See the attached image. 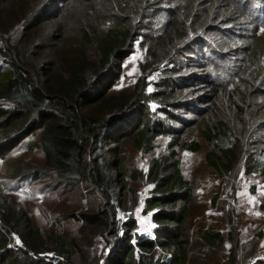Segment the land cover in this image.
<instances>
[{
	"label": "trees",
	"instance_id": "1",
	"mask_svg": "<svg viewBox=\"0 0 264 264\" xmlns=\"http://www.w3.org/2000/svg\"><path fill=\"white\" fill-rule=\"evenodd\" d=\"M221 1L225 4L217 0H29L15 20L20 32L7 42L10 52L0 40L9 69L6 79H0V155L41 128L45 172L81 182L88 157L102 203L81 217L87 225L98 224L96 232L101 235L93 251L75 238L52 235L54 244L42 250H54L59 256H44L29 212L0 199V264L186 263L188 252L180 238L190 192L177 151L185 130L181 122L190 126L207 120L209 114L220 115L202 131L217 148L207 152V159L219 170L241 158L243 134L254 142L264 127V117L254 118V98H264V44L246 42L250 23L258 20L264 26V0ZM2 4L0 0V8ZM50 23L49 30L34 41L23 33L24 27L37 29ZM50 39L61 45L75 42L67 61L57 63L47 56L51 45L45 40ZM137 44L146 49L141 63L150 72L132 91L109 95L122 75L123 59ZM191 52L206 66V73L184 82L186 76L178 72ZM217 55L222 62L214 60ZM225 61L235 70L229 82L214 78L226 72ZM106 100L110 103L104 109L93 112V106ZM172 108L187 109L195 119L189 122L186 114ZM243 126L246 129L241 130ZM165 136L170 138L171 152L153 156L147 170L155 187L144 212L151 211L155 237L138 238L137 247L129 243L137 235L130 231L135 220L126 223L119 215L124 204L134 203L126 200L120 148L131 139L134 148L150 152ZM260 143L261 148L247 150L245 165L264 181V142ZM182 145L197 149L200 143L191 140ZM176 203L175 208L166 206ZM13 234L23 244H12ZM202 239L211 247L227 240L238 244L231 232L213 228H205ZM109 245L111 253L106 251ZM156 245L171 247V255L156 256L152 252Z\"/></svg>",
	"mask_w": 264,
	"mask_h": 264
},
{
	"label": "rangeland",
	"instance_id": "2",
	"mask_svg": "<svg viewBox=\"0 0 264 264\" xmlns=\"http://www.w3.org/2000/svg\"><path fill=\"white\" fill-rule=\"evenodd\" d=\"M217 2L225 4V1ZM28 4L29 0H3L0 8V40L4 43L11 39L14 41V36L19 34L20 26L15 20ZM51 24L37 29L24 27L23 33L26 38H32L34 41L35 36L47 32ZM10 33H13V36H10ZM249 33L250 37L246 42L264 44V26L260 25L258 20L253 21V25L250 23ZM211 35L214 36V32ZM45 42L51 45L47 50V56L59 60L57 63L67 61L71 55L70 45L76 46L74 41L64 42L63 45L53 39ZM10 51L8 47L7 52ZM43 52L36 50V53ZM145 54L146 49L137 44L123 59L122 75L109 95L132 91L135 85L143 80L151 70L146 64L141 63ZM194 57V52H191L186 60V66L178 72L186 76L184 82L198 74L206 73V66L198 63ZM213 58L222 62L218 55ZM224 64H227L226 72L220 78H214L221 82H229L235 70L231 62L225 61ZM7 72L9 69L5 63V55L0 52V79H6ZM254 100L256 105L254 118L258 121L264 117V98L257 95ZM109 103L110 100H106L96 104L93 106V112L101 111ZM172 109L186 114L189 122L195 119V114L187 109ZM219 117L217 113H212L207 115V120L190 126H184L181 122V127L185 130L180 136L177 151L183 175L189 180L190 192V195L187 193L188 207L183 225V238H180L181 244L188 252L185 264H264V181L258 173L249 172L245 165L247 150L251 147L255 149L262 147L260 142H264V127L258 132V140L254 142H248L243 134V142L240 143V151L238 150L241 158L226 169L219 170L207 159V152L217 148L202 133L205 125L216 122ZM262 120L264 121V118ZM243 129L246 127L243 126L241 130ZM41 130L38 128L24 136L0 155V199L11 200L17 207H23L29 212L35 231L40 233L37 238L40 250L47 244H54L50 237L56 234L75 238L89 250L92 245L98 248V237L101 235L100 232H96L99 229L98 224L87 225L81 217L83 212L96 210L102 203L100 190L90 176L89 158L85 159V179L81 182H71L55 176L54 172H45L44 151L40 144ZM169 140V136H165L161 144L150 152L134 148L131 139L120 148L124 165L122 174L127 183L126 200L134 202L126 203L120 209L123 216L128 214V209L132 210L127 222L135 220V225L130 231L139 229L137 235L129 240L134 246H137L136 239H145L146 235L152 232L149 228H154L151 211L144 212V207L148 203L146 199L153 193L151 190L155 187V181L147 174V170L153 156L171 152ZM191 140L199 141V148L190 149L182 145L183 142ZM134 170L139 173L133 174ZM176 205L178 203L166 206L175 208ZM171 223L178 224L177 221ZM205 228L222 230L225 234L231 232L238 239V244L232 245L231 241L227 240L222 246L211 247L202 239ZM17 238L18 235L13 234L10 242L21 244ZM112 250V245L106 248L107 253H111ZM171 251V247L166 249L158 245L152 249L156 256L159 254L169 256ZM42 254L57 253L54 250H42Z\"/></svg>",
	"mask_w": 264,
	"mask_h": 264
},
{
	"label": "built area",
	"instance_id": "3",
	"mask_svg": "<svg viewBox=\"0 0 264 264\" xmlns=\"http://www.w3.org/2000/svg\"><path fill=\"white\" fill-rule=\"evenodd\" d=\"M121 211H122V210H120L119 215L122 217V220L127 221V220H128V217H129V213H131L132 210H131V209H128V210H127V213H128V214H126V215H124V216L121 214ZM138 230H139V229H138ZM149 230H150V228H149ZM17 239L20 240V238H17ZM20 241H21V240H20ZM18 244H19V243H18ZM21 244H22V242H21ZM50 254H54V253H50ZM50 256H52V257H56V256H59V254H56V255H50Z\"/></svg>",
	"mask_w": 264,
	"mask_h": 264
},
{
	"label": "clouds",
	"instance_id": "4",
	"mask_svg": "<svg viewBox=\"0 0 264 264\" xmlns=\"http://www.w3.org/2000/svg\"><path fill=\"white\" fill-rule=\"evenodd\" d=\"M127 222V221H126ZM152 228H150V230H151ZM137 233L139 232L138 230L136 231ZM147 237L146 238H148V237H155V234L153 233V232H149L147 235H146ZM134 239H135V237H133ZM21 240V242H22V244H23V241H22V239H20ZM139 239H136V241H138ZM42 254V253H41ZM42 255H44V254H42ZM44 256H46V255H44Z\"/></svg>",
	"mask_w": 264,
	"mask_h": 264
}]
</instances>
